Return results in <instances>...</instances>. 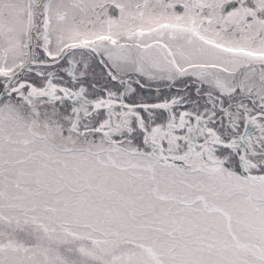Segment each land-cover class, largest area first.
I'll use <instances>...</instances> for the list:
<instances>
[{
  "label": "snow or ice",
  "instance_id": "obj_1",
  "mask_svg": "<svg viewBox=\"0 0 264 264\" xmlns=\"http://www.w3.org/2000/svg\"><path fill=\"white\" fill-rule=\"evenodd\" d=\"M0 264H264V0H0Z\"/></svg>",
  "mask_w": 264,
  "mask_h": 264
}]
</instances>
